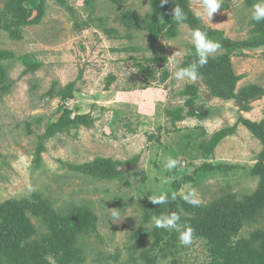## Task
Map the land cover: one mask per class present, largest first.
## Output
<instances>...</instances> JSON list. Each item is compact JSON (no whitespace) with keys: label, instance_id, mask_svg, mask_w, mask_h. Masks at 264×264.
<instances>
[{"label":"rangeland","instance_id":"374dc122","mask_svg":"<svg viewBox=\"0 0 264 264\" xmlns=\"http://www.w3.org/2000/svg\"><path fill=\"white\" fill-rule=\"evenodd\" d=\"M39 1L25 0L21 6L28 11ZM44 2L43 16L33 24L29 21L36 16L35 10L20 23L9 0H0V55L12 54L11 59L0 60V205L20 202L22 215L37 236L53 226L49 216H57V227L65 218L91 217L88 228L74 239L82 253L79 264H214L211 253H219L223 238L214 237L213 245L209 244L197 229L189 246L177 242L175 248L166 246L164 251L154 248L149 235L153 225L151 219H144L142 202L162 193L182 198L194 188L200 204L207 206L205 227L211 231L223 219V199L240 200L264 190L260 187L264 146L238 123L240 116L256 123L264 120V96L251 103L249 112H242L235 101L213 97L201 76L196 81L176 80L168 58L174 54L181 67L186 56L175 52L192 47L191 29L178 23L169 36L168 28L176 20L164 17L159 39L150 48L145 29L150 0ZM188 2L195 15L201 11L200 0ZM220 2L227 7L212 15L211 24L206 16L199 17L203 24L235 43L254 36L251 10L257 1ZM122 19L137 26L129 28ZM241 52L229 54L235 74L243 77L236 90L249 85L264 89V47ZM225 53L220 48L210 58ZM137 64L149 68L151 75L144 78ZM164 74L167 77L160 82ZM72 82L73 98L64 102L56 93ZM187 85L198 91L193 106L196 116H184L172 125L164 112L183 106L181 93ZM64 107L71 117H87V125L67 128L39 142L38 137L57 121ZM226 127H234V133L204 157L199 145ZM40 144L43 150L38 149ZM168 156L179 161L171 171L162 167ZM103 158L132 164L123 165L122 177L113 180L79 170ZM204 163L211 165L209 173L173 191L172 181L191 175ZM258 231H264L263 207L233 233L232 241H251ZM259 243L255 240L252 247ZM145 251L149 261L140 258ZM235 252L226 256L225 264H249L246 250ZM47 260L56 261L53 254Z\"/></svg>","mask_w":264,"mask_h":264},{"label":"trees","instance_id":"16d2710c","mask_svg":"<svg viewBox=\"0 0 264 264\" xmlns=\"http://www.w3.org/2000/svg\"><path fill=\"white\" fill-rule=\"evenodd\" d=\"M24 1L25 0H9L8 5H10L13 12H15L20 23L26 22L32 15V11L35 10L36 16L29 21V23L38 24L44 13V0H40L37 6L28 11L21 6V3ZM108 1L112 4H119L122 0ZM256 1L257 0H247V3L252 4ZM175 5L181 7L187 16V19L183 21V23H186L191 30L200 28L207 32L209 39L219 42L221 44V49H224L226 52L217 58L209 57L207 64L199 69L204 86L209 90L213 97L223 101L233 100L238 105L240 111L249 112L251 110V103L264 96V89L256 85H249L237 91V83L243 77L235 74L229 54L231 52H238L240 55H243L241 52L242 49L252 50L264 47V21H253L256 26L255 30H253L256 32L254 36L241 43H235L229 39L223 38L220 31L205 26L202 20L197 17L189 7L188 0H168L165 4H161V0H150L151 10L147 15V26L145 27L148 31L150 48H153L159 39V33L161 32L160 21L164 17H173V9ZM226 7V3H221V9H225ZM123 24L129 28L137 26L136 24L129 25L124 20ZM177 24V22L170 24L168 28L169 36L174 35ZM11 58L12 54L8 52H2L0 55V60ZM22 59L23 63L28 66L29 61L27 58L22 57ZM195 59L196 56L194 54L186 56L181 63V67H186ZM158 61L160 60L158 59ZM136 66L144 78H148L151 75L152 72L149 68L142 64H137ZM166 77V74L162 75L160 82H163ZM111 80L112 79L110 78L107 84H109ZM74 90L75 83L72 82L59 90L56 93V96L66 102L73 98ZM197 92V88L193 85L185 86L181 93V96L185 98L183 106L165 110V116L169 119L172 125L182 121L184 116H196L193 106L198 98ZM184 107L188 108L186 112ZM86 118L87 117L84 115H75L71 117V111L67 107H64L57 121L49 124L46 132L38 137V140L39 142L45 141L58 132L73 126L87 125ZM238 123L248 129L264 146V120L260 123H256L240 116L238 118ZM233 133L234 127L222 128L215 132L208 141L202 142L199 145L203 156L208 157L222 139ZM38 149L43 150L42 144L39 145ZM136 159H134V161ZM131 164L132 162L130 161L121 162L103 158L85 164L79 167V170H81L83 174L94 178L113 180L122 177L120 168L123 165L130 166ZM211 170V165L204 163L195 168L191 175L182 174L172 181L171 188L177 193L182 186L193 184L195 178L205 175ZM263 186L264 179L260 182V187ZM173 196L175 195H168L169 203L163 205H153L150 200H144L142 203L144 206L145 221H149L154 215L159 216L169 212H177L181 216V222L190 225L194 230L197 229L196 231H198V234L206 237L209 244L213 243L214 237L219 238L221 236V238H223L219 253H211L213 259L211 262L214 264L227 263L226 256L235 252V250L236 252L239 250L241 253L243 250H246L247 254L244 257L247 258L249 254L251 256L249 264H264V231L254 232L253 235H251V241L244 239L238 242L232 241V237L234 236L233 233L239 231L245 222L253 219L259 209L262 207L264 208V190H259V192L243 196L240 200H234L232 197L223 199L226 204V210L220 213V216L223 219L221 220V224L213 225L211 231L205 227V223L208 221L206 205L199 204V206H193L186 203L177 195L173 200ZM39 206H41V204ZM49 218L53 222V226L49 227L51 233L50 230L47 229L48 232L46 231L44 235L37 236L29 219L22 215L20 202L8 201L5 204H1L0 264H51L47 260L48 254H53L56 259L55 264H79L80 260H82V253L75 248L74 239L77 235L82 233L85 228H88V224L90 225L93 219L88 215L83 214L79 215L76 219H62L63 222L61 227H57V216H49ZM149 235L153 239L154 248H157L159 251H164L165 247H170V245L175 248V244L177 245L178 242V239L175 237V231L153 227ZM255 240H259L260 243L257 247L253 248L252 246ZM243 242H247L248 247L245 246ZM140 258H143L146 261L150 260L149 254L146 251L141 253ZM151 261L153 262L152 259ZM170 264H176V262L172 261Z\"/></svg>","mask_w":264,"mask_h":264},{"label":"clouds","instance_id":"9594fccd","mask_svg":"<svg viewBox=\"0 0 264 264\" xmlns=\"http://www.w3.org/2000/svg\"><path fill=\"white\" fill-rule=\"evenodd\" d=\"M167 2L168 0H161V4ZM200 7L201 11H197L196 16H206L210 23L212 15L221 8V2L220 0H200ZM173 18L177 23H183V21L187 19V16L181 7L175 5L173 9ZM251 18L255 22L264 21V0H257V2L252 5ZM189 42L192 46L191 49H185L183 52H175V55L191 56L194 54L196 59L193 62L189 63L186 67H179V61L174 58V54L168 58V63L173 69L174 78L178 81H196L199 79V69L206 65L209 57L221 48L219 42L209 39L207 32L200 28H195L190 31ZM178 164L179 161L177 159L168 156L165 157L162 167L165 171H171L175 169ZM148 198L153 205L169 203V197L166 193ZM182 198L186 203L193 206H199L200 204V200L196 198L194 188L190 189ZM172 199L174 200L175 196H173ZM150 219L155 228L175 231L180 246H189L192 244L194 229L190 225L181 222L179 213L169 212L159 216L154 215Z\"/></svg>","mask_w":264,"mask_h":264}]
</instances>
